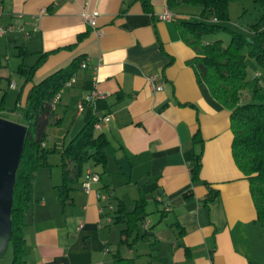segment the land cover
<instances>
[{"label":"crops","instance_id":"crops-1","mask_svg":"<svg viewBox=\"0 0 264 264\" xmlns=\"http://www.w3.org/2000/svg\"><path fill=\"white\" fill-rule=\"evenodd\" d=\"M149 2L146 11L141 0H0V24L14 26L0 36L5 107L15 94L14 106L0 117L18 122L16 108L32 83L78 56L85 66L80 63L54 101L60 125L47 128L43 146L59 157L86 123L111 115L106 127L94 129L108 140L110 194L101 181L88 192L77 184L71 203L62 207L59 161L49 155L56 167L46 168L41 179L37 172L34 200L24 214L25 264H115V254L133 264H264V229L249 181L232 157L229 111L197 82L187 64L195 52L177 28L196 14L180 5L170 10L173 19L162 20L166 0ZM93 10L99 14L91 27L82 12ZM40 56L32 81L24 83L19 65H33ZM13 73L21 77L19 89ZM200 143V181H193L190 168ZM94 166H85L81 181L86 169L101 171ZM118 204L127 213L139 211L126 242L121 232L127 224L115 220ZM145 233L147 239L136 240Z\"/></svg>","mask_w":264,"mask_h":264},{"label":"trees","instance_id":"trees-1","mask_svg":"<svg viewBox=\"0 0 264 264\" xmlns=\"http://www.w3.org/2000/svg\"><path fill=\"white\" fill-rule=\"evenodd\" d=\"M141 1L144 9L150 10L149 0ZM234 1L238 0H166V6L170 10L180 5L199 9L194 18L177 22L182 40L195 52L187 64L192 67L197 82L204 83L211 96L229 111L232 157L249 181L256 219L264 229V86L259 78L248 76L245 60L246 55L254 58L264 71V0H252L260 6L262 13L249 26L250 34L247 36L223 25L229 20V6ZM220 29L230 32L227 44H223L220 39L208 41L204 38ZM43 58L40 56L30 66L19 65L17 73L24 78V83L32 81L34 70ZM81 61V56L75 57L67 67L32 83L24 105L16 108L19 114L17 120L26 126V133L12 193L11 231L8 240V246L13 250L11 264H25L24 214L32 203L33 178L38 168L50 165L48 155L53 150L43 146L47 128L60 125V118L53 110L54 98L75 73ZM4 110L3 94L0 96V113ZM97 119L95 117L86 123L59 153L61 183L57 187L62 207L71 203V190L75 185L81 184L80 179L89 162L101 167V171L97 172L99 181L102 182L101 188L108 194L111 192L104 152L108 140L103 133H94L93 125ZM201 155L200 143L190 168L193 181H200L198 173ZM117 212L115 220L127 224V228L121 232V241L126 242L135 229L139 211L127 213L118 204ZM147 238L145 233L136 237V240ZM3 254L0 253V258ZM114 263L133 264V260L115 254Z\"/></svg>","mask_w":264,"mask_h":264},{"label":"rangeland","instance_id":"rangeland-1","mask_svg":"<svg viewBox=\"0 0 264 264\" xmlns=\"http://www.w3.org/2000/svg\"><path fill=\"white\" fill-rule=\"evenodd\" d=\"M180 10L184 11V12L188 11V13H195V14L199 13L198 8L192 7V6H187V5L182 6V8ZM261 13H262V10H261L260 6L256 3H253L252 0L234 1L229 6V20L227 22L223 23V25H225L229 29L240 32L243 35L247 36L250 34L249 26L252 23H254L260 17ZM204 38L207 39L208 41L220 39L223 44H227L230 40V32L226 29H220L219 31H217L215 33H210V34L205 35ZM245 60L247 63L248 76L259 78L261 85L264 86V71H262L259 63L254 58L249 57L248 55H246ZM12 77H13V79H11V81L13 80V81L17 82L18 83L17 88L19 89L21 86V77L17 73H13ZM1 87L4 90H7V92L11 90L10 88H8V84L6 81L2 82ZM14 100H15V94L13 97H11L9 99L7 98V102H6L7 106L6 107L8 109L10 107L14 106ZM3 114L8 115L7 112H4ZM49 141L51 142L50 138H49ZM105 150H106V153L110 152L109 148H106ZM49 155H50L51 160L60 161V156L58 157L56 154H49ZM49 155H48V161H49ZM49 163H50V161H49ZM53 167H56V166H53L52 163H50V165H48V166L38 168L35 172L33 182H34V179L36 178L37 172H39L40 179H41L43 172H46L44 170L46 168L54 169ZM58 167H59V163H58ZM94 167L97 168L98 166H94ZM59 169H60V167H59ZM52 173L54 175V171ZM54 177H56V176H54ZM59 179H60V182H59V184H60L61 183V170H60ZM32 190H33V188H32ZM106 194L108 195V193H106ZM32 198H33V191H32ZM33 200L34 199H32V202H33ZM12 251H13L12 247L9 246L7 248V250L5 251V253L2 255V257H1L2 260L0 259L1 264H11Z\"/></svg>","mask_w":264,"mask_h":264},{"label":"water","instance_id":"water-1","mask_svg":"<svg viewBox=\"0 0 264 264\" xmlns=\"http://www.w3.org/2000/svg\"><path fill=\"white\" fill-rule=\"evenodd\" d=\"M25 133L24 124L0 117V253L8 248L13 186Z\"/></svg>","mask_w":264,"mask_h":264},{"label":"built area","instance_id":"built-area-1","mask_svg":"<svg viewBox=\"0 0 264 264\" xmlns=\"http://www.w3.org/2000/svg\"><path fill=\"white\" fill-rule=\"evenodd\" d=\"M98 14H99V12L96 10L83 11L82 12V18L86 24H88L91 27H94L96 25V18L98 16ZM159 18L162 20H171L174 18V14L170 11V9L168 7H166L164 9V11L159 15ZM36 19L37 18H35V20ZM213 20H215V18ZM13 29H14V26H12V25L2 26L0 24V36H3L4 34H6V32L13 30ZM36 29H37V25L35 22L33 25V30H36ZM23 33L26 37H30V35H31L30 30H24ZM81 66L84 67L85 63L82 62ZM151 80L154 81V78H152ZM73 81H74V75L71 76L70 79L65 83V86L70 85ZM10 86H14V84H10ZM161 87H162L161 83H154V88L156 90H160ZM59 93L55 96L54 101H56L58 99ZM96 95H98L97 92H94V93L88 95L85 100L87 102L91 101L96 97ZM110 119H111L110 114H108V113L103 114L102 116L98 117L96 122H94L93 128L95 130L103 129L104 127L107 126ZM98 181H99V175L96 172L92 171L91 169H86L84 176H83V180L81 182V187L84 191L88 192L91 188V184L98 182ZM97 197L102 199V200L105 199V195H103L101 193L100 194L98 193ZM145 227H146V225H145Z\"/></svg>","mask_w":264,"mask_h":264}]
</instances>
